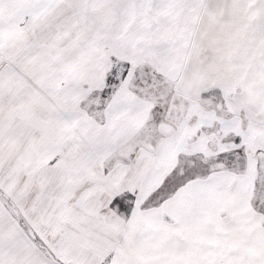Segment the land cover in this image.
Returning a JSON list of instances; mask_svg holds the SVG:
<instances>
[{
    "label": "snow or ice",
    "instance_id": "1",
    "mask_svg": "<svg viewBox=\"0 0 264 264\" xmlns=\"http://www.w3.org/2000/svg\"><path fill=\"white\" fill-rule=\"evenodd\" d=\"M0 264H264V0H0Z\"/></svg>",
    "mask_w": 264,
    "mask_h": 264
}]
</instances>
